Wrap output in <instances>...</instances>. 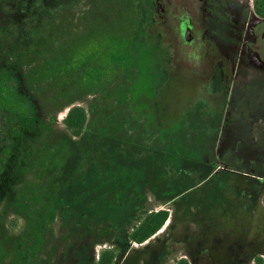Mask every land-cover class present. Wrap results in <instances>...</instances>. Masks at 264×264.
<instances>
[{
    "label": "flooded vegetation",
    "instance_id": "flooded-vegetation-1",
    "mask_svg": "<svg viewBox=\"0 0 264 264\" xmlns=\"http://www.w3.org/2000/svg\"><path fill=\"white\" fill-rule=\"evenodd\" d=\"M137 3L138 26L144 27L146 34L158 37L157 44L170 50L173 58L169 63L175 70L169 78L174 76L180 86L177 95L183 88L187 91L193 81L205 88L207 99L203 103H207V109L195 111L203 128L233 132L239 140L235 150L264 149L260 138H264V0H137ZM81 4L87 9L77 14ZM123 4V0H77L70 15L82 24L84 35L100 37L111 33L113 22L119 28L125 22L131 24L126 16L133 12L131 9L126 12ZM116 6L120 16L115 22ZM144 143L150 151L146 154L162 172L161 178L156 177L143 190L138 188L130 193L121 188L111 189V213L100 214L102 197L91 201L84 195L80 222L72 226L74 231L70 234V223H61L62 264H264V152L259 151L260 157L250 162L242 157L230 161L226 155L215 156L213 147L203 154L205 158L202 155L194 158L183 168L161 161L159 150L163 147L159 148L157 142ZM174 146L173 143L168 150ZM123 148L131 153L128 151L134 147L129 144L118 147ZM244 165L258 178L252 188L245 186L237 194L253 201L249 213L259 215L260 221L249 222L248 231L228 226L242 214V207H238L237 214L224 207L228 222L220 230L206 233L209 228L198 215L209 212L185 206L183 194L202 184L194 176L200 174L206 179L219 168L230 171L231 166ZM229 178L230 175L225 180ZM186 182L190 185L185 186ZM90 210L93 211L88 213ZM7 233L4 231L2 236Z\"/></svg>",
    "mask_w": 264,
    "mask_h": 264
},
{
    "label": "rangeland",
    "instance_id": "rangeland-1",
    "mask_svg": "<svg viewBox=\"0 0 264 264\" xmlns=\"http://www.w3.org/2000/svg\"><path fill=\"white\" fill-rule=\"evenodd\" d=\"M49 1L44 0L46 3ZM123 1L126 12L128 9L133 12L130 16H126L128 20H131V24L125 22L123 27L119 28L113 22L111 33L106 32L100 37L85 39V43L81 36L82 39L74 44L77 46L81 42L76 52L72 56L70 55L71 57L66 53L62 62L61 60H52V70H50L51 76L61 73L60 68L66 71L68 77L66 76L65 83H69L72 79L83 90H85L84 85L88 83V78H92L91 80L97 83L95 90L99 91L104 86L101 91L107 90L104 93L106 100H111L112 97L113 100H116V107L103 110L107 126H98L90 137L86 138L88 135L86 131L80 137H74L76 146H79L78 153L76 151L68 152L69 143L64 138L58 142H52L44 138V135L40 136L39 126L18 129L21 132L19 137L21 143L18 151L14 145H9V148L14 151V156L11 159L10 175L6 176L7 180L2 178V191L0 192V199L5 198L11 206H16L21 210L26 207L24 194L17 191L14 181L22 178L20 172L29 170L27 168L29 161L30 165L34 166L32 168H35L36 173H38V169H41L51 174L52 166L62 168V165L66 164L67 155L72 156V161H75V152L78 158L79 156L84 158L83 163L85 162L90 167L85 173H76L77 166L75 172L69 173L64 166L62 173L58 176L61 183V194L57 200L59 207H63L66 212H69L70 217L72 215L78 217L81 211L80 196L84 197L85 195L86 200L90 199L91 201L102 197L103 201L98 208L100 214L111 213V210L113 211V207H110V202L113 199L111 189L121 188L130 193L129 191L138 188V190H143V186L153 183L156 177L161 178V172L153 164L154 161H151L149 154H146L149 150L146 149L147 145L144 142H157L159 148L163 147L162 150H159L160 153L162 152L160 160L165 163H176L183 168H186L185 163H189L194 158H205L206 155L203 154L211 152L213 147L216 148L215 156L226 155L230 161L242 157L245 161L250 162L260 157L259 151L264 152L263 148L256 149L255 147L235 150L234 146L238 144L239 140L233 132L214 128L207 131L203 128L199 119L196 118L195 111L196 109L201 110V108L207 109L205 106L207 103H203L207 99L205 88L193 81L188 85L187 91L183 88L177 95V88L180 89V86L176 83L177 80L174 76L169 78V74L175 70L174 65L169 63V60L173 58L170 50L164 45L163 47L158 45V37L146 34L145 28L138 26L140 19L138 18L137 0ZM51 2L70 5L75 4L77 0H52ZM86 5L87 3H85ZM117 8L116 6L113 16L115 22L120 16ZM77 9L80 10L76 13L80 14L87 8L81 4ZM119 22L118 20L117 23ZM70 70L72 72L77 70L78 74L69 77ZM14 91L20 93L21 89L15 88ZM4 92L7 94V89H4ZM5 94L3 95L8 98ZM94 98L95 96H89L84 102H76L73 106L58 111L55 115L56 124L53 127L54 136L62 137L66 133L70 134L64 125V119L74 107L84 108L88 115L87 119L91 121L92 115L89 107ZM27 99V94L23 93L20 104L26 107ZM34 111L36 110L21 113L20 117L12 115V122L15 124L20 118H33ZM32 132H34L33 138H37V134H39V141L35 144V148L28 147L31 146V143H28ZM260 138L264 142V138ZM240 141L242 140L240 139ZM120 143H122L121 145H132L136 154L133 150H129V152L132 151L133 154H131L126 153L124 148L123 150L118 149L121 146ZM173 143L175 144L174 148L168 150V148L171 149ZM175 147L180 149L183 154H178ZM164 151L168 154L164 155ZM31 154L32 156H30ZM201 155L202 157H200ZM173 156H177V158L174 159ZM208 156L210 157V155ZM72 161L68 165L69 170H71ZM77 161L76 165L79 162L83 164L79 159ZM176 164L175 166H177ZM249 170L246 165L243 168L231 166L230 171L219 168L217 172L215 171L206 179L200 174L199 177L194 176L202 184L189 188V191L183 194L182 201L185 206H194L209 212V215H198L202 219L200 221L206 223V227L209 228L205 230L206 233L220 230L223 223L228 222L223 214L224 207H228L231 214H237L238 207H242V214H238L239 218L228 223V226L245 228V231H248L249 222L258 223L260 221L259 215L249 213L250 207L254 205L253 201L237 194L245 186L246 189L247 186L252 188L253 182H256L258 177ZM228 175H230V180L226 181ZM187 185L190 183L186 182L185 186ZM177 190L181 189L177 188ZM34 197L38 201L44 199L45 203L40 204L39 202V204L49 210L50 203L48 204V201L52 198V187L48 186L43 193L38 195L34 193ZM32 202L34 200L30 199V203L27 204L28 209L33 207ZM91 211L93 210L88 213ZM12 221L16 225L17 222H14L16 220L9 216L6 223L7 231H9ZM14 227V231L10 228V233L19 232L22 226L18 224ZM53 227L58 237L62 233L61 222L56 221Z\"/></svg>",
    "mask_w": 264,
    "mask_h": 264
},
{
    "label": "trees",
    "instance_id": "trees-1",
    "mask_svg": "<svg viewBox=\"0 0 264 264\" xmlns=\"http://www.w3.org/2000/svg\"><path fill=\"white\" fill-rule=\"evenodd\" d=\"M75 4H59L51 0L48 3L44 0H0V192L2 178L7 180L6 176L10 175L11 159L14 156V151L9 145H14L18 151L21 143L19 141L21 132L18 129L39 126L40 136L44 135V138L52 142L64 138L69 143L68 152L78 153L79 146H76L74 137H80L86 131L87 138L92 136V132L98 126H107L103 110L113 108V97L111 100H106L104 93L107 90L101 91L104 86L99 91L95 90L97 83L91 80L92 78H88V83L84 85L85 90L72 79L69 83H65L67 74L61 68L59 69L61 73L50 75L52 60L62 62L66 53L72 56L81 42L77 46L74 44L82 37L84 43L85 39L94 38L92 35H84L82 24L70 15ZM51 30L56 33H50ZM61 31H65L66 34H61ZM69 74V77L75 76L78 71L70 70ZM15 88H20V93L14 91ZM4 89H7L8 95L5 94ZM23 93L28 97L26 107L20 104ZM91 95L97 96L89 107L91 121L87 119L88 115L84 108L74 107L64 119V125L70 134L66 133L62 137L54 136L56 113L73 106L76 102H84ZM34 109L36 111L33 118H20L15 124L12 122V115L20 117L21 113H28ZM33 135L34 132L29 138L28 144L31 143L29 148H35V144L39 141V134L37 138H33ZM76 152L75 161H72V156L67 155L66 164L62 165V168L52 166L51 174L41 169L36 173L29 161L27 166L29 170L20 172L22 178L14 181L17 191L24 194L26 204L24 209L11 206L5 198L0 199V264H62L60 251L63 246V229L61 228L62 233L57 237L54 223L58 220L61 223H70L71 234L74 231L73 227L80 222L81 213L79 212L78 217L73 215L70 217L69 212L59 207L57 200L61 194V183L58 176L64 166L69 173L74 171L76 166V173H85L90 168L88 164L83 163L82 156L78 158ZM78 159L83 164L79 162L76 165ZM71 161L72 166L69 170L68 165ZM48 186L52 187V198L48 201L49 210L40 206L45 203L44 199L38 201L34 197V193L37 195L43 193ZM30 199L34 202H32L33 207L28 209L27 204L30 203ZM81 199L82 196L80 202ZM9 216L16 220L14 221L17 222L16 225H22L19 232H13L15 234L7 233L6 223ZM16 225L12 221L9 231L10 228L14 231ZM4 231L7 236H2ZM73 237L70 236V241Z\"/></svg>",
    "mask_w": 264,
    "mask_h": 264
}]
</instances>
